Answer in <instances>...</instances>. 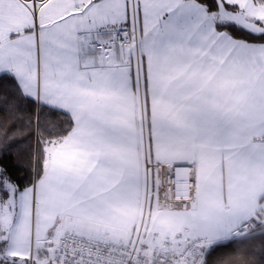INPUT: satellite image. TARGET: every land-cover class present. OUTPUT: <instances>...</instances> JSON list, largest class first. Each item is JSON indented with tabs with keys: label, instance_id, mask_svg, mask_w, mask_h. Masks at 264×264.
I'll use <instances>...</instances> for the list:
<instances>
[{
	"label": "snow or ice",
	"instance_id": "obj_1",
	"mask_svg": "<svg viewBox=\"0 0 264 264\" xmlns=\"http://www.w3.org/2000/svg\"><path fill=\"white\" fill-rule=\"evenodd\" d=\"M0 264H264V0H0Z\"/></svg>",
	"mask_w": 264,
	"mask_h": 264
}]
</instances>
